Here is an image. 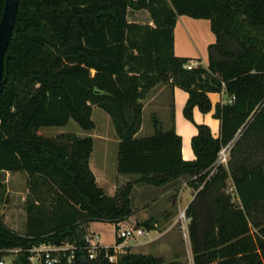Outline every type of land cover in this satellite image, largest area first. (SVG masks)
<instances>
[{
    "label": "trees",
    "instance_id": "obj_1",
    "mask_svg": "<svg viewBox=\"0 0 264 264\" xmlns=\"http://www.w3.org/2000/svg\"><path fill=\"white\" fill-rule=\"evenodd\" d=\"M129 11L145 12L149 21L131 22ZM179 16L209 21L214 42L206 68L188 70L191 59L174 55ZM3 78L0 172L25 173L29 195L23 234L0 217V260L19 249L10 263L30 264L32 247L69 244L74 263L84 264L89 225L117 227L131 217L135 185L160 188L185 178L174 190L185 184L195 194L185 209L194 264H264V162L254 157L264 154V0H18ZM161 84L188 95L183 116L197 130L192 161L182 159L180 136L164 132L154 115V134L135 138L143 101ZM221 92L227 100L214 107V138L192 112H210L208 94ZM93 108L109 116L118 139V175L132 178L112 197L89 168L92 137L38 133L71 120L93 130ZM226 145V165L211 174ZM106 254L113 248L98 249L87 264H180L129 253L111 263Z\"/></svg>",
    "mask_w": 264,
    "mask_h": 264
},
{
    "label": "crops",
    "instance_id": "obj_2",
    "mask_svg": "<svg viewBox=\"0 0 264 264\" xmlns=\"http://www.w3.org/2000/svg\"><path fill=\"white\" fill-rule=\"evenodd\" d=\"M205 21L209 24L208 20ZM196 22H200V20L190 19L186 16L177 17L173 31V53L176 57L191 59L190 62L194 64V67L201 66L206 68L207 56L204 53L194 54L193 50L190 51L182 44L184 37L181 35V30L186 33L188 41L192 42L189 33L186 31H188V27L198 24ZM208 98L211 103L210 112L202 114L197 108H194L192 119L197 125H206L210 129L211 135L217 138L219 135L220 122L214 119L212 115L215 105L217 103H225L227 97L224 92H221L209 93ZM187 99V93L180 88H170L163 84L154 87L143 101L141 127L136 133L135 138H147L154 134L151 124V116L154 115L160 121L164 132L173 128L176 134L180 136L182 142V159L185 161L194 160L190 142L191 138L197 134V130L194 124L186 120L183 116V108ZM91 119L94 122L93 130L84 131L81 129V131H79L77 128L78 125L76 126L74 121L71 120L66 126L62 128L58 127L57 130H54V127H49V131L43 136L53 138L59 134L72 133L79 138L87 136L92 137L93 149L89 157V168L94 175L96 185L102 189L107 196L112 197L115 195L118 187L125 185L127 182L131 181L132 178L118 175L117 173L118 139L113 131L109 116L102 110L93 108ZM40 130L41 129L38 131L39 134ZM16 176H22L26 184L27 177L25 173L0 172V189H5L4 184H8L11 180L13 181ZM184 181L185 178H182L177 182L184 183ZM178 183H170L160 188H155L147 184H137L134 186L131 193L134 211L131 219H137L139 225L147 221L151 223V229L147 230L142 227L145 230V234L143 236H135V238L148 236V232H153L154 235L145 241H138L136 244H132L131 246L135 248L133 249L134 251L128 252L129 254L152 256L163 259L165 263H180L182 258V247H180L178 243L175 244V240L178 241V233H176L177 229L175 228L177 219L175 213L176 211H181V209H186L193 200L195 194L193 195L192 190L184 185L176 192L174 188ZM185 189H188V198H184L185 202L183 204L182 195ZM181 204H183L182 207ZM99 223L101 222L91 223L88 227V231L90 233H96L100 237V232L94 229V227L97 226L96 224ZM113 228L114 242L108 247L116 248V255L126 254L127 252H125V249L129 248L127 247L128 245L126 246L127 238L122 237V243L116 244V239H118V227L113 225ZM101 246L108 248L103 245ZM140 250L146 251L142 254L138 253L141 252Z\"/></svg>",
    "mask_w": 264,
    "mask_h": 264
},
{
    "label": "rangeland",
    "instance_id": "obj_3",
    "mask_svg": "<svg viewBox=\"0 0 264 264\" xmlns=\"http://www.w3.org/2000/svg\"><path fill=\"white\" fill-rule=\"evenodd\" d=\"M129 21L131 22H137L140 24L147 23L149 21L148 15L145 12H132L129 11L128 14ZM191 19V18H190ZM195 26H190L188 27V32L189 36L192 40L188 41L186 38V33L181 30V35L184 37V41L182 44L185 45L190 51H194V54H202L204 53L207 56V47L209 44L214 42V36L212 32L210 31L209 24L205 20H200V22H196ZM199 52V53H198ZM202 57V55H201ZM71 122V121H70ZM73 123V122H72ZM74 124L77 126V124L74 122ZM49 128V127H48ZM48 128H41L40 130V135H45L49 129ZM58 127H54V130H57ZM62 128V127H60ZM78 130L81 131V129L77 126ZM66 132V131H65ZM253 156V155H252ZM256 161L264 162V154L259 155L255 154L254 155ZM24 178L22 176H16V178L12 181H9L8 184H4L5 189H0V217L4 224L11 229L12 231L18 233V234H23L24 233V226L26 222V215H25V201L26 198L28 197V188H27V181L26 184L24 183ZM26 186V187H25ZM230 187V186H229ZM228 187V192H230V189ZM188 189H185L183 191V199L182 202L184 204V198H188ZM181 204V207L183 206ZM182 211V209H181ZM181 211H176V218L178 219L179 213ZM173 212V211H172ZM175 222V228L176 233H178V241L175 240V244L178 243L180 244V247H182V258L180 261V264H185V258H184V247H183V242H182V232H181V223L180 222ZM131 221L135 222L136 224L137 219L132 218ZM97 226L94 227V229H97L100 232V237L99 241L100 244L108 247L111 246L114 242V235H113V225L109 223H99L96 224ZM188 227V225H187ZM153 232H148V236L145 237H134V238H127V243L126 246L129 247L125 249V252H132L134 251L133 249L135 247L131 246L132 244H136L138 241H145L149 237L153 236ZM130 245V246H129ZM133 247V248H132ZM142 253L146 250H140ZM137 253V252H135ZM163 260V259H162ZM6 264H11V258L6 257L4 259ZM164 261V260H163Z\"/></svg>",
    "mask_w": 264,
    "mask_h": 264
},
{
    "label": "built area",
    "instance_id": "obj_4",
    "mask_svg": "<svg viewBox=\"0 0 264 264\" xmlns=\"http://www.w3.org/2000/svg\"><path fill=\"white\" fill-rule=\"evenodd\" d=\"M194 67V64L191 62L187 63L184 68L191 69ZM231 100H229V103ZM230 151V145H226L223 147L217 155V159L212 165L211 174L214 173L217 167L221 165H226L228 160V154ZM185 186V184H184ZM189 218L185 215V209L179 213L177 222L181 223V232H182V242L184 247V258L185 264H194L193 257L190 248V241L188 236L187 225L189 223ZM118 238H130L135 236H143L145 234V230L142 227L137 226V224L131 221V217L126 219L125 221L120 222L118 225ZM86 246L84 249L87 251V256L83 257L86 260V263L90 260H93L96 256V252L100 248H104L100 245L99 235L96 233H89L85 237ZM75 248L69 244H61V245H51V244H40L38 246H34L29 250L30 256L29 261L30 264H62L63 261L66 264H75ZM116 248H113L114 254L107 255L106 258L109 262L113 263L116 261ZM19 252V249L6 250L4 251L5 257L12 258L15 254ZM5 258L0 260V264H6L4 261Z\"/></svg>",
    "mask_w": 264,
    "mask_h": 264
},
{
    "label": "water",
    "instance_id": "obj_5",
    "mask_svg": "<svg viewBox=\"0 0 264 264\" xmlns=\"http://www.w3.org/2000/svg\"><path fill=\"white\" fill-rule=\"evenodd\" d=\"M18 0H5L0 18V94L4 85L3 66L5 65V51L7 49L13 29ZM84 264H87L83 259Z\"/></svg>",
    "mask_w": 264,
    "mask_h": 264
},
{
    "label": "bare ground",
    "instance_id": "obj_6",
    "mask_svg": "<svg viewBox=\"0 0 264 264\" xmlns=\"http://www.w3.org/2000/svg\"><path fill=\"white\" fill-rule=\"evenodd\" d=\"M83 261V260H82ZM86 261V260H85Z\"/></svg>",
    "mask_w": 264,
    "mask_h": 264
}]
</instances>
